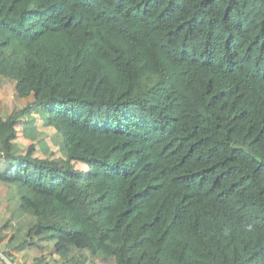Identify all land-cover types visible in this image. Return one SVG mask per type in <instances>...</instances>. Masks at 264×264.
<instances>
[{
    "label": "trees",
    "instance_id": "obj_1",
    "mask_svg": "<svg viewBox=\"0 0 264 264\" xmlns=\"http://www.w3.org/2000/svg\"><path fill=\"white\" fill-rule=\"evenodd\" d=\"M1 87L8 260L264 264V0H0Z\"/></svg>",
    "mask_w": 264,
    "mask_h": 264
},
{
    "label": "crops",
    "instance_id": "obj_2",
    "mask_svg": "<svg viewBox=\"0 0 264 264\" xmlns=\"http://www.w3.org/2000/svg\"><path fill=\"white\" fill-rule=\"evenodd\" d=\"M7 94V87H1L0 88V101H2L3 97ZM13 197V195H11ZM15 198H17V196H14V202L13 205H7L6 203V199L8 198H4L3 199V203L2 205H0V212L4 211L5 208L7 206H9V211H7V215L6 216H1L0 214V244L1 246L5 247L7 244H9L10 242V237L11 235L14 233L13 228L10 226H7V221L12 218L13 220V225L19 229H21L22 234L27 233L28 229L30 228V226L33 224L34 219L27 214H21L18 213L17 211V204H16V200ZM0 203V204H1ZM15 210L14 214H16V217H14L11 214V210ZM11 216H10V215ZM19 214V215H18ZM10 245V244H9ZM2 251V250H1ZM14 257L13 259L8 260L7 256L3 253L0 252V264H14V262H17L19 264H33L34 260L36 258L41 257L44 252L40 249V247L36 246V245H24L23 247L13 251ZM60 254L53 252L50 256H49V260L50 262H52V264H68L67 262H62L61 258H60ZM43 264V263H40Z\"/></svg>",
    "mask_w": 264,
    "mask_h": 264
},
{
    "label": "rangeland",
    "instance_id": "obj_3",
    "mask_svg": "<svg viewBox=\"0 0 264 264\" xmlns=\"http://www.w3.org/2000/svg\"><path fill=\"white\" fill-rule=\"evenodd\" d=\"M16 194H17V191H16L15 186L11 184H6V183H0V203L3 202L4 198H9V196L16 195ZM2 204L3 203H1L0 205ZM0 252H2L1 247H0Z\"/></svg>",
    "mask_w": 264,
    "mask_h": 264
},
{
    "label": "built area",
    "instance_id": "obj_4",
    "mask_svg": "<svg viewBox=\"0 0 264 264\" xmlns=\"http://www.w3.org/2000/svg\"><path fill=\"white\" fill-rule=\"evenodd\" d=\"M14 264H19V263H17V262H14Z\"/></svg>",
    "mask_w": 264,
    "mask_h": 264
}]
</instances>
